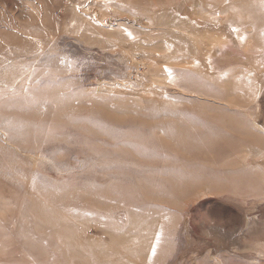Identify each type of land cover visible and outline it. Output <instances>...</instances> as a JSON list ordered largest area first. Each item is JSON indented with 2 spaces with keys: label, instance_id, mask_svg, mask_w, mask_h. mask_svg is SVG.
<instances>
[{
  "label": "rangeland",
  "instance_id": "obj_1",
  "mask_svg": "<svg viewBox=\"0 0 264 264\" xmlns=\"http://www.w3.org/2000/svg\"><path fill=\"white\" fill-rule=\"evenodd\" d=\"M258 124L264 0H0V264H264Z\"/></svg>",
  "mask_w": 264,
  "mask_h": 264
},
{
  "label": "bare ground",
  "instance_id": "obj_2",
  "mask_svg": "<svg viewBox=\"0 0 264 264\" xmlns=\"http://www.w3.org/2000/svg\"><path fill=\"white\" fill-rule=\"evenodd\" d=\"M196 2H198V1H196ZM199 3V2H198ZM197 5V4H196ZM196 7V6H195ZM195 11L196 10H194V13H195ZM196 16V15H195ZM257 127H259V129L261 130V131H263L264 132V126H261L260 124H258V126ZM206 143V142H205Z\"/></svg>",
  "mask_w": 264,
  "mask_h": 264
},
{
  "label": "snow or ice",
  "instance_id": "obj_3",
  "mask_svg": "<svg viewBox=\"0 0 264 264\" xmlns=\"http://www.w3.org/2000/svg\"><path fill=\"white\" fill-rule=\"evenodd\" d=\"M170 71V70H169ZM155 253V249H153V254Z\"/></svg>",
  "mask_w": 264,
  "mask_h": 264
}]
</instances>
